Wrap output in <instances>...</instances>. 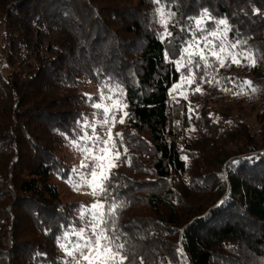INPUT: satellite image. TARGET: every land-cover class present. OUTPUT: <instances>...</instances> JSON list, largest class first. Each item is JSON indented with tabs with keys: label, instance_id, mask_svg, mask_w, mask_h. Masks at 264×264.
<instances>
[{
	"label": "trees",
	"instance_id": "obj_1",
	"mask_svg": "<svg viewBox=\"0 0 264 264\" xmlns=\"http://www.w3.org/2000/svg\"><path fill=\"white\" fill-rule=\"evenodd\" d=\"M193 22L210 66L178 71ZM180 72L200 91L170 100ZM83 81L127 113L96 195L125 264H264V0H0V264H57L81 225L53 178Z\"/></svg>",
	"mask_w": 264,
	"mask_h": 264
},
{
	"label": "rangeland",
	"instance_id": "obj_2",
	"mask_svg": "<svg viewBox=\"0 0 264 264\" xmlns=\"http://www.w3.org/2000/svg\"><path fill=\"white\" fill-rule=\"evenodd\" d=\"M168 22V18L163 15L162 12H158L157 24L164 26ZM196 23H190L189 30L192 32L187 40V44L191 45L198 41V32L194 31ZM199 48H193L191 51H199ZM186 60V57H185ZM177 60L178 65L180 64ZM191 73L180 72L179 79L171 86L169 90L170 100H178L179 98H187L189 93L196 87L189 84L187 81L191 78ZM194 87V88H193ZM82 93L85 97L91 96L93 99L89 100L91 102V111L84 115L81 121V133L76 139H68L63 142V145L59 148L58 154L65 162L69 171L66 177H60L58 175L54 176L53 182L57 186L58 191L61 193V198L65 202H75L78 203L79 207L75 211V214L80 218L82 207L87 208L93 204L101 203V201L93 194L92 189L98 188L100 185L99 175L100 171H97V178H93L91 175L92 168L95 166V161L92 159V155L103 156L102 171L105 175L108 174L110 169H112L116 164L114 161V153L112 152V146L109 143L107 146L104 141H109V129L111 130V136L114 132L120 131V120L124 117L121 110L116 114L115 120L110 119V123L103 125L97 122H102L104 120V115L102 114V109H97L93 107V104L99 103L105 107H111L114 104H118L119 100L112 94H105L100 87L88 82L83 81L81 87ZM59 95L61 92H57ZM110 97L111 99H103L101 97ZM121 108V107H120ZM89 125V126H86ZM90 125H95V132ZM96 137L98 136L99 141L93 142L85 140L84 137ZM98 145V147H97ZM100 149H104L103 152ZM88 164V168H81V164ZM87 181V182H85ZM91 184V186H90ZM90 217H85L81 220V225L75 227L74 231L79 232L84 229L85 238L95 240V236L92 233L91 226L89 224ZM73 231V232H74ZM78 242V237L72 234V237H67V241L62 244L65 247L60 246L61 254L60 261L57 264H87L82 259L81 252H73V255L69 256L68 251H73L76 243ZM87 249L83 251V255H87Z\"/></svg>",
	"mask_w": 264,
	"mask_h": 264
},
{
	"label": "snow or ice",
	"instance_id": "obj_3",
	"mask_svg": "<svg viewBox=\"0 0 264 264\" xmlns=\"http://www.w3.org/2000/svg\"><path fill=\"white\" fill-rule=\"evenodd\" d=\"M207 17V12L204 14ZM197 28L200 29L201 25L203 24V20H197ZM221 25H226L225 20H220L218 22ZM171 35V33L166 32L165 36ZM213 36L216 37V39H219L220 37L212 33ZM165 37H162L164 39ZM205 41H207V37L204 38ZM211 41H208L204 47L208 48L211 45ZM235 46V45H233ZM193 48H199V41H196L194 44L188 45L183 49L182 55H181V63L177 66V70L187 68L190 65L195 64V67L199 69L201 65L195 61V57L199 56V59L204 61V66L209 67L208 64V56L204 54L203 50L199 51H191ZM221 52H223V48H221ZM168 53L166 52V56ZM210 55L215 57L216 60H219L221 63V66H223V61L220 59V55L216 53L215 51L210 52ZM185 57L187 58L185 60ZM170 63H175L174 61H169ZM233 63H238L237 60H233ZM195 73L191 76L190 79H188V83L191 84L195 80ZM210 82V81H209ZM251 83V82H246ZM111 91V90H110ZM197 92L200 91L199 88L196 89ZM115 95L117 100H119V89L115 91ZM103 99H111L110 97H101ZM89 100H92L93 98L91 96H88ZM93 107L97 109H102V114L104 115V120L102 122L98 121L97 123H102L103 125H107L110 123V119L115 120L116 114L121 110L118 106V104H114L111 107H105L104 105H101L99 103L93 104ZM124 116H127V113H124ZM120 123H124V119L121 118ZM89 126V125H86ZM93 128V132H95V125H90ZM120 134H117L119 136ZM109 141H104V144L107 146L109 143H112V146L115 147V144L111 142V130L109 129ZM85 140L89 141H99V137L96 136L94 138L88 137L85 135ZM98 147V145H97ZM101 152L104 151V149H100ZM117 159L119 158V153H117ZM93 161H95V166L92 168L91 175L95 179L97 178V171H100L99 175V181L100 186L99 188H93V194L94 195H103L107 197L108 193L106 191L107 187V181L110 178V173L108 175H105L102 171V162L104 157L101 156H95L92 155ZM88 164H81V168H88ZM87 182V181H85ZM91 186V184H90ZM122 205L118 204H112L110 207H107V211L104 209L106 208V205L101 203L93 204L87 208L82 207L80 219H85V217H90L89 224L91 226V230L93 235L95 236V240L85 238L84 236V229H81L79 232H73L72 234L78 237V242L76 243L73 251H68V255H73V252H81L82 253V259L87 262V264H125L126 255H121L122 250L125 248L124 244H116V240L119 239L117 233L114 229H109L107 226L111 221V217L115 215L116 210L121 207ZM67 235V234H66ZM61 247H65L63 244H61ZM87 249L88 254L83 255V251ZM79 264V262H78Z\"/></svg>",
	"mask_w": 264,
	"mask_h": 264
}]
</instances>
